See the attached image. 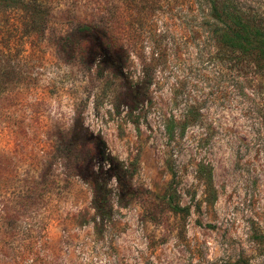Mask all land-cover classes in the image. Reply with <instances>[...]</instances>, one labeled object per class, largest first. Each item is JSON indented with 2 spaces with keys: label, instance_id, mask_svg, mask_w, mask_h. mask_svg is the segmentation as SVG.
Returning a JSON list of instances; mask_svg holds the SVG:
<instances>
[{
  "label": "rangeland",
  "instance_id": "374dc122",
  "mask_svg": "<svg viewBox=\"0 0 264 264\" xmlns=\"http://www.w3.org/2000/svg\"><path fill=\"white\" fill-rule=\"evenodd\" d=\"M225 1L108 0L117 82L85 14L0 10V264H264V64L212 36ZM133 163L157 220L113 176Z\"/></svg>",
  "mask_w": 264,
  "mask_h": 264
},
{
  "label": "trees",
  "instance_id": "16d2710c",
  "mask_svg": "<svg viewBox=\"0 0 264 264\" xmlns=\"http://www.w3.org/2000/svg\"><path fill=\"white\" fill-rule=\"evenodd\" d=\"M19 4L43 13L67 4L69 9H73L81 15L85 14V17H78L80 31L98 34L108 54V60L105 64L102 63L99 69L103 73L107 72L112 80L116 79L115 82L125 78L131 80L129 64L132 61V55L126 49V45L116 27L117 21L124 20L125 14L120 13L116 17L114 6H111L108 0H0V10L16 7ZM211 6L215 12L213 17L220 26L213 31L212 36H216L215 40H219L221 47L229 49L234 54L240 53L247 57L257 56L258 61L264 64V23L262 20L245 16L243 10L236 7L231 0H226L221 4H211ZM43 17H47L46 14ZM114 18L115 21H113ZM151 83L152 80L147 73L135 83L134 87H137L143 101L149 97V85ZM140 104L141 102L135 103L137 107ZM131 114L134 113L131 112ZM109 166L111 170H115L117 167L114 163L109 164ZM130 166H124L113 176L121 189L127 193V196L136 200L139 199L145 208L149 209L151 219L157 220L159 208L156 204L160 202V199L154 200L145 197L144 193L149 194V191L135 187L133 177L137 168L134 163ZM37 192V186L35 188L29 187L26 192L16 197L23 198L27 195L31 198L37 196ZM96 206L98 210L103 209V206L98 205V202H96Z\"/></svg>",
  "mask_w": 264,
  "mask_h": 264
}]
</instances>
